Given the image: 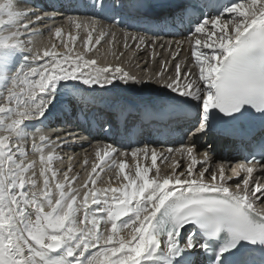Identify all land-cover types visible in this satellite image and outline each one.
I'll return each instance as SVG.
<instances>
[{
    "label": "snow or ice",
    "instance_id": "6c2138e0",
    "mask_svg": "<svg viewBox=\"0 0 264 264\" xmlns=\"http://www.w3.org/2000/svg\"><path fill=\"white\" fill-rule=\"evenodd\" d=\"M148 6L143 0H59V8L48 12L27 0H0V264H264V213L256 210L264 204V183H249L255 167L264 166V135L245 138L248 156L237 169V176L245 173L243 188L238 182L236 191L223 166L210 180L208 167L194 171L198 156L211 160L194 142L167 149L186 154L190 163L181 172L174 164L161 175L157 151L147 144L121 150L99 141L83 183L71 166L56 167L62 162L58 150L87 139L74 131L53 139L46 131L62 98L87 104L97 89L117 80L140 81L119 66H96L67 41L61 40L63 53L54 42H38L44 35L38 27L64 9L70 28L87 34L84 53L92 51L91 40L99 45L115 35L100 28L93 36L105 23L124 31L125 47L128 39L137 48L149 41L155 47L158 33L141 35L128 23L131 13ZM185 9L195 13L186 39L194 40L197 71L182 70L178 62L161 86L175 108L196 110L189 135H206L217 121L227 126L248 119L264 126V0H186L181 14ZM49 32L60 38L63 26ZM77 39L69 31L68 41ZM102 130L113 132L111 126ZM128 156L137 161L134 174L117 158ZM141 158L151 165H141ZM113 169L115 177L99 187L101 173Z\"/></svg>",
    "mask_w": 264,
    "mask_h": 264
},
{
    "label": "bare ground",
    "instance_id": "6f19581e",
    "mask_svg": "<svg viewBox=\"0 0 264 264\" xmlns=\"http://www.w3.org/2000/svg\"><path fill=\"white\" fill-rule=\"evenodd\" d=\"M37 1H39V0H37ZM39 27H41V26H39ZM39 27H38V29H39ZM39 31L43 32L44 35L42 37H37L36 38L38 42H42L43 43V42H45L47 40L48 37H51V34H50L49 30H46V31L39 30ZM69 31H71V34L73 35L75 33L76 29L74 27H71L70 28V26H69L68 31L65 30L63 32V35L62 36H63L64 41H67L68 42V47L69 48H74V51L77 50L75 52H77V53H83L84 54L83 47L81 48L79 45H74L73 42L68 41ZM44 37H46V38L43 39ZM130 44H131V41L130 40L129 41L127 40L128 47L130 46ZM59 48L60 47H57V50H59ZM62 49L65 51V49L63 47H62ZM126 49H127V47H125V41H123V40H121L120 42H118L117 48H115V50H113V49H111V50L105 49L104 47L98 49L97 50V54H93V58L97 62V65L96 66L101 67V68L106 67V66H108V67L110 66L111 67L112 65H110V64H113L114 63V61L111 62V59H112V57L117 56V55H119L121 58L119 59V61H117L114 64V66H113L114 69L118 66L117 64L124 65L125 57H126L127 54L129 55V51L126 53ZM95 50L96 49H93V52ZM115 53H117V54H115ZM131 53H132V55L126 60L127 61V64L126 65L127 66L130 65L132 67V69H131L132 73L138 75L141 72H139L140 69L138 70V68L135 65H137V66L141 65L140 67H142V69L145 68V66L147 65L144 62V59L146 57V50L142 46H140L139 48H137L136 47V44L134 42H132V50H131ZM113 67H111V68H113ZM121 69H123V71H125L124 68H121ZM114 84H115V86L117 88H120V89L123 90L127 86H130V85L136 86L138 83H131L130 82L129 84L125 85L123 82L117 80V81L114 82Z\"/></svg>",
    "mask_w": 264,
    "mask_h": 264
},
{
    "label": "rangeland",
    "instance_id": "374dc122",
    "mask_svg": "<svg viewBox=\"0 0 264 264\" xmlns=\"http://www.w3.org/2000/svg\"><path fill=\"white\" fill-rule=\"evenodd\" d=\"M129 53H131V52H129ZM117 57H118V58H117ZM129 57H130V56H129ZM119 59H120L119 56H115V58H114L115 61H119ZM125 59H126V58H125ZM128 62H129V61H128ZM126 64H127V61L124 62V66H125V67L127 66ZM126 68H127V69H130V70L132 69V67H131L130 65H128ZM138 70H139V69H138ZM139 71H140V70H139ZM136 72H137V71H136Z\"/></svg>",
    "mask_w": 264,
    "mask_h": 264
}]
</instances>
